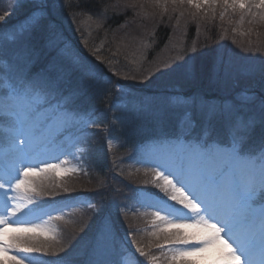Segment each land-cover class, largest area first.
<instances>
[{"label": "snow or ice", "instance_id": "1", "mask_svg": "<svg viewBox=\"0 0 264 264\" xmlns=\"http://www.w3.org/2000/svg\"><path fill=\"white\" fill-rule=\"evenodd\" d=\"M164 4H171L173 10L187 4L198 11H214L219 6L223 10L221 18L229 9L239 11L241 17L247 14L255 18L253 9H260L264 19V0H164ZM53 5L64 8V0H11V6L0 14V25H7L0 27V32L12 34L16 44L15 50L8 53L7 86L0 87V121L7 122L0 143L6 142L14 155L0 174V191L7 198L5 207L7 201L13 202L8 215L17 217L15 221L0 219V254L10 249L26 254L41 251L19 243L18 237L6 238L9 231H41L19 226L18 214L26 208L34 212L37 209L30 205L58 194L47 191V185L39 179L50 170L59 176L56 166L47 163L38 168L28 163L34 158L33 144L54 142L79 123L76 101L86 93L106 94L109 85L121 92L130 87L120 84L119 79L113 85L98 58L94 62L75 49L74 55L69 54L71 42L61 43L57 22L52 18ZM67 7L72 13L109 19L107 0H76ZM4 55L0 45V56ZM180 60L175 66L169 65L168 72L178 74L186 84H204L213 93L229 85L227 69L214 55L208 54L203 64L190 63L198 60L192 55ZM203 67L208 69L206 80L198 78ZM172 99L181 103L182 111L168 103H134L122 116H113L107 126L120 130L123 143H128L143 126L151 130L153 147L140 162L154 172L153 185L162 194L158 202L163 210L180 221L167 220L159 209L156 211L157 219L166 223L160 229L166 233L164 243L157 247L171 246L168 264H192L193 257L208 259L209 264H264V79L228 99L199 92ZM254 143L258 144L255 151ZM132 149L136 151V144ZM118 191L101 184L93 196L84 197L89 221L100 220L93 253L101 257L115 235L106 201L109 195L115 198ZM39 207L42 210L43 206ZM187 229L195 231L189 233ZM137 252L145 255L142 249L137 248ZM209 252L215 255L205 257ZM44 254L48 255L46 251ZM5 258L12 264H31L15 256ZM91 264L105 261L95 259Z\"/></svg>", "mask_w": 264, "mask_h": 264}, {"label": "rangeland", "instance_id": "2", "mask_svg": "<svg viewBox=\"0 0 264 264\" xmlns=\"http://www.w3.org/2000/svg\"><path fill=\"white\" fill-rule=\"evenodd\" d=\"M10 3L11 0H1L0 8L6 9L9 7ZM134 9L138 21L135 20L133 24L128 25V27H126V32L123 29L120 31L121 35H124L125 44L130 48V50H132V52H136V58L131 59V66L134 68H130L126 63L122 62L124 69H121V75H116V71L111 69L110 71L107 70V75L111 77L113 85L117 79H119L120 84L137 87L144 91L147 90L155 93L164 91L165 93H169V95L174 93L182 95V92L184 90H188V87L178 74L168 72V66H175V63L182 62L180 58L186 59L189 55L195 56V53L199 50L198 48L191 51L189 47L188 49L184 48L185 40L183 38V32L185 29L188 30L190 27L193 32V38L196 41H199V39L204 37V35L207 36L210 27L209 25H211L213 21L217 19L216 16L218 17V15L214 11H211L209 14L207 11L208 8H202L198 11L196 8H191L189 6L177 8L178 11L175 9L173 12L159 13L162 17L154 16L157 14V11L156 13H150L149 11L146 12L144 10V12H142V9L139 8L137 3ZM230 12H232V10L229 9V11L224 12L223 15H228ZM140 18L141 20H139ZM160 18L163 19L165 22L164 24L169 26L172 38H169L168 45L166 48H164L163 52L158 55V57L154 56L152 59L151 57L147 58L148 51L151 47L150 37L152 35L151 30L154 27L152 26L153 20L155 23L157 22V25H159L161 23L159 22ZM256 20L257 22H254L252 19H249V21H252V23H249V21L247 22L244 19H241L239 24L251 25L250 29H252L260 22L264 23V19H261V15L257 16ZM222 33V39L216 45L215 58L227 69L229 85L225 87V90H222V92L220 91L218 94L225 96L224 93H226V95L232 93V97H234L238 93H242L250 87V85L249 87L243 85L236 89L237 82L240 80L244 82L245 80L243 78L246 75L249 76L248 72H254L260 64L264 63V28L261 30H246L243 36L234 39L231 36L225 35L227 34L226 30H223ZM12 40L6 41V49L14 46L15 42ZM10 52V49L9 52H6L8 57V53ZM158 58L160 59V64H158ZM190 63H195V61H190ZM258 70L259 68L255 72L257 73ZM161 72L164 74L162 75ZM113 73H115V75H113ZM261 74L262 75L260 77H264V70H262ZM199 76L201 75H198V77ZM255 79H257V77H255ZM0 87H4V83L1 81ZM183 87L185 88L184 90L182 89ZM190 88L191 87L189 86V89ZM115 93L117 101H122L126 96L124 94V90L122 92L117 91V89H115L112 85L108 86L106 94L101 93V96L99 95V99L96 100L98 104L95 105L96 110H94L95 112L102 113V116L99 118H96V116H87L82 121V119L78 118L80 114H77L79 123L82 122L81 124H84L88 122L85 126H83V131H88L89 134L90 132L92 134L86 135L90 136V139L88 142H86L84 150H82L81 147L82 141L86 138V136L82 139H79L76 149L72 154L69 152L68 155H54L57 152L53 148L51 150L48 145L42 143H35L32 146L34 158L28 161V163L34 167L39 168L42 166L43 168L47 166V163H52L54 159L58 161L64 158L62 162L59 163L61 165H56V169H58L61 173L59 176H57L55 170H50L48 173L43 174L39 178L47 185V191L58 194L55 196H45L43 199L38 201V205H30L29 207L37 209L34 212H29L26 208L23 213L18 214L19 226L37 227L38 229H41V231L32 233L9 231L6 234V238L18 237L19 243H22L25 246H35L40 248L42 263L43 261L51 259L64 264V258H67V260H73L77 253L78 254L76 257H79L82 248H86L89 244V238L91 234L96 235L97 229L100 226V220L97 219L92 220L91 222L89 221V210L87 208V202L84 199L77 201L71 199V197H74V194H76L78 190H84V193H93V196L95 193L94 191H96V189H98L101 184H106L101 183L99 180L100 178L94 175V171L96 169L93 168L94 166L90 157L95 154H97L95 160H97L99 163L101 162L102 164L104 163L105 156L104 173L106 177L112 179L114 183L119 181L121 178L123 180H120V182L128 181L130 183L126 184L125 186L121 183L116 184L123 186H116V189L119 190L116 196L117 198L115 197L117 200L116 202L113 201V207H111L109 210L112 219L119 222L118 224L120 229L118 228V236L114 235V239L102 257L98 254H94L93 248H88V258L92 260L103 259L105 264H133L130 256L120 252L118 253L116 251V242L119 243L121 240L125 245L128 246L129 249L136 248V252H134V254L137 260L139 259L140 263L138 264H144L141 262V257L147 256L148 259L151 260V247L164 242L163 237L166 235V233L161 232L160 230L150 234V237L147 235L146 238L140 237V234H138L139 227L148 222L159 225V228L160 226L162 227L164 225L166 227V223L158 220L156 216L147 214L146 211H155L154 208H151V200H146V197L141 195L136 196V191L133 189L134 187L138 186L141 187L142 190L146 189L152 190L154 192L157 191L158 189L153 185L154 172H152L150 168L142 167L143 165H141V163H138L133 159L129 160V158L125 157L129 152L124 153L122 150L118 151V149L121 148H117L116 141L112 137L111 140L108 139L109 136L105 137L106 132L109 129L108 127L106 129V126L112 122L110 121L106 124L105 120L102 118L105 117L108 119L111 113L112 117L116 116L112 112L113 105L115 102H117L115 101ZM92 105H94L93 102ZM176 110H183V107L180 106V109ZM90 124L100 125L101 127H89L88 125ZM104 124H106V126ZM78 125L79 124H75L73 126L77 127L76 129L72 130L68 140H72V136L76 135L79 128ZM103 137L106 141L105 145L107 146V153L104 156H101L99 155L101 146L99 149L97 148L96 151L95 148L97 147L96 144L100 141V138L103 139ZM71 143L72 142L69 141V146L67 147L68 151L72 147ZM60 146L61 145H59L58 149ZM7 149L9 153L6 154V158L1 155L2 153L0 154V174L3 173L5 165L10 164L14 160V155L11 152L9 146H7ZM5 159L7 160L6 162L4 161ZM113 161L116 162H114V164H112L110 167L111 163L109 164V162ZM134 162H136V166L133 164ZM17 167H19V165H17ZM114 172L120 177L117 178L112 175ZM57 184H59V187H56ZM108 184L111 183L109 182ZM64 189H67V191H64ZM126 196L135 209H138V212L134 214L135 216L130 215L127 210H123L125 207H123L121 201ZM46 198H49L53 201L59 200V204L54 208L44 207L43 205L45 204L43 202H45ZM68 198H70L69 202L72 204L65 202ZM6 200L7 198L3 195L2 191H0V219L15 221L17 220V217H10L8 215V209L12 207L13 202L7 201V207H5ZM16 203L23 202L17 201ZM96 203H99L97 199ZM120 203L122 209L119 208ZM39 206H43L42 210ZM134 207H132V209H134ZM166 219L168 218L166 217ZM170 220L172 222H180L175 219ZM21 222H24V225H20ZM16 226V224L12 225V227ZM186 231L191 233L195 230L187 229ZM137 248L142 249L145 255L141 256L140 253L137 252ZM45 251L48 253V255L44 254ZM73 251L74 253H72ZM53 253H55V255H53ZM7 254H0V264H12L11 260L5 258ZM204 255L205 257L210 258L214 256L215 253L209 252ZM19 258L20 254H18L17 259ZM191 260L192 264H209L208 259L193 257ZM153 263L156 264L155 261H153Z\"/></svg>", "mask_w": 264, "mask_h": 264}, {"label": "trees", "instance_id": "3", "mask_svg": "<svg viewBox=\"0 0 264 264\" xmlns=\"http://www.w3.org/2000/svg\"><path fill=\"white\" fill-rule=\"evenodd\" d=\"M75 2L76 0H64V8H59L58 6L53 5L52 18L57 22V30L60 33V36H63L67 41L71 42V47L69 48V50L75 49V52H78L80 55L87 57L89 60H94V62H96V58H98V61H103V64H101L100 67H102L106 73H107V70L110 71L111 69V70L116 71V75L117 74L121 75V69H124L123 63H126L127 66L130 68H134L133 66H131V59L136 58V52H132V50H130V48L125 44L124 35H121L120 33L122 29L126 32L127 30L126 27H128V25L133 24L135 20L138 21V19L136 18V13L134 12L135 9L131 7V5L133 4L136 5L137 3L139 8L142 9V12L149 11L150 13H156L157 11V14L154 15L157 17L158 16L162 17L159 13L174 11L171 4H167V5L164 4V0H161V3H159V5L156 4L157 0H107V3H108L107 15L109 19L100 20L93 16H89L88 14H85V13L70 12L67 6L69 4H74ZM113 6H117V7H113ZM184 6H188V5L185 4ZM176 11H178L177 8H176ZM207 11L210 14L211 11L213 10L207 9ZM222 11L223 10L219 6H217L214 9V12L218 15V17L216 16L217 19H215V21H213V23L209 25L210 27L208 26L209 32L207 33V36L204 35V37L199 39V41H196L193 38L194 37L193 32L190 27L188 28V30L185 29V31L183 32V38L185 40L184 48L188 49L189 47L191 51L199 48V50L195 53V56L198 57V60L195 61V63L203 64L208 54H212L215 56L216 45L222 39L221 35L224 34L222 33L223 30H226L227 34L225 35L231 36L234 39V38H239L243 36L246 30H252V29L261 30L264 28V23L262 22L257 24L252 29H250L251 25L241 24L243 26H237V24L239 23V21H237L238 16L240 15L239 11H236V12L232 11L228 13V15H223V18H221ZM227 11H224V12H227ZM253 11L256 13L255 18H253L250 15L245 14L243 16V19L247 22L249 21V19H252V21L257 22L256 19H257V16L261 15V10L253 9ZM125 12H126V15L124 14ZM115 13H120V14H115ZM183 13H189V12H183ZM17 18H20V17L18 16ZM139 20H141V18ZM10 22L12 21L10 20ZM159 22L161 23L157 25V22L155 23L153 20L152 26L154 27L151 30L152 35L150 37L151 47L148 51L147 58L151 57L152 59L154 56L158 57V55L162 53L164 48H166V46L168 45L169 38H172L171 31L169 30V26L164 24L165 22L163 21L162 18H160ZM4 26H7V25H4ZM90 26L93 28V31ZM220 30L222 34L220 33ZM201 53H204L205 55L202 56L200 55ZM71 55H74V53H71ZM0 61H5V60H2V56H0ZM158 64H160L159 58H158ZM258 68L259 70L256 73L255 71ZM258 68L254 71L255 73L248 72L249 76L246 75L243 78L245 80L244 82L241 80L237 82L236 89H238V87H241L243 85H246L249 87V85L251 86L255 84L256 82H258L259 80L264 79V77H260L262 75L261 74L262 70H264V63L260 64ZM207 73H208L207 67L201 68L200 71L198 72V75H201V76H199L198 78L206 80ZM255 77H257V79H255ZM186 86L188 87V90H184L185 88L183 87L182 88L184 90L182 92L183 95H188L192 92H199L204 95H213V94L219 95L218 94L219 92L213 93L204 84H195L191 86L186 84ZM189 86L191 87L190 88L191 90L189 89ZM136 89H139V88L132 86V90H136ZM224 94L225 96H221V95L219 96L225 99L232 97V93H230L229 95H226V93ZM99 95L101 96V93H86L84 96L80 97L76 101V105L78 107L77 113H81L84 115L88 114L89 117L93 115V116H96V118H99L100 116H102L101 112H93L94 110H96L95 105L98 104L96 100L99 99ZM158 96H159L158 103L170 104V101L168 100L170 98L168 93H165L164 91H162V94L160 93L158 94ZM144 98L146 97H136V95L134 94H132L130 97L128 96L126 100V105H124L126 107L123 108V110H117V112L115 111L114 114L118 117L122 116V114L125 113L127 109L130 108L132 104L134 103L142 104V105H150L149 100L151 99L149 100L147 99L144 102ZM92 102L94 103V105H92ZM110 116L111 117L108 119H106L105 117L102 118L103 120H105L106 124L107 122H110V121L112 122V118H113L112 113ZM106 124L104 125L106 126ZM106 129H107V126H106ZM86 135H92V134L91 132L89 134L88 131H85L82 138H84ZM110 135L116 141L117 148L118 147L121 148V149H118V151L122 150L124 151V153L128 151L129 152L133 151L132 149L133 144H136V150L140 148L147 149V148L152 147L153 145V142L150 139L151 130L147 126H143L142 130L139 133L133 134L130 137V140L128 143H123L119 139L120 130L118 128L108 129L105 137H108ZM89 139H90V136H86V138L82 141V147H81L82 150H84L86 146V142H88ZM105 143L106 141L103 137V139L100 138V141L96 144L97 147L95 148V151L97 148L99 149V147L101 146L99 150V153H100L99 155L101 156H104L107 153V148H106L107 146L105 145ZM257 147H258V144L254 143L252 145V150L255 151ZM96 156L97 154L91 156L90 159L92 160V164L94 166L93 168L96 169L94 171V175L100 178L99 180L101 183L108 184L110 182L111 184H108V185H110L113 189H116V186L122 187L123 185L125 186L126 184L130 183L128 181L120 182V180H123L122 178L119 181L114 183L112 179H109V177H106L104 173L105 172V156H104L103 164L95 160ZM116 161L109 162V164L111 163L110 167ZM112 175H114L117 178L120 177L115 172ZM120 183L123 185H116ZM133 189H135V191L137 192L136 194H141L140 193V190H142L141 187L137 186V187H134ZM76 194H74V197L79 196L83 198L89 195L92 196L93 193L89 194V193H84V190L83 191L78 190ZM116 198L114 199L111 195L108 196L107 201H106L108 205V210H107L108 212L110 208L113 207L112 206L113 201L116 202L117 200ZM68 200H70V198H68ZM97 200L99 201L98 198ZM45 201L47 203H51L53 200L46 198ZM121 203L123 204V207L125 208L129 207L131 204V202L127 199V196L122 199ZM121 203H120L119 208L122 207ZM113 221L115 224V233L118 235L119 229H120L119 224H118L119 222L115 221L114 219ZM148 236L150 237L151 235L149 234ZM93 238H94V234H91L90 239H93ZM143 238H146V237H143ZM88 248H93V244L92 245L88 244L86 248H82V251L79 257H76L78 254L77 253L74 256L75 258L73 260L71 259L67 260V258H64V260L68 264H83L84 260H87L86 255L88 254L87 253ZM72 253H74V251ZM135 260H137L136 257H135ZM137 261L139 262V259ZM166 263L168 264V261H166Z\"/></svg>", "mask_w": 264, "mask_h": 264}]
</instances>
